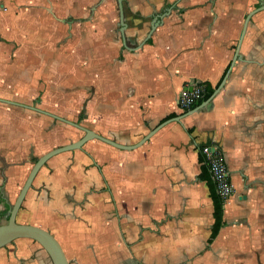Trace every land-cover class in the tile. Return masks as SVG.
Wrapping results in <instances>:
<instances>
[{"label": "crops", "instance_id": "crops-1", "mask_svg": "<svg viewBox=\"0 0 264 264\" xmlns=\"http://www.w3.org/2000/svg\"><path fill=\"white\" fill-rule=\"evenodd\" d=\"M263 4L122 0V35L117 0H0V94L10 96L0 98L125 146L167 121L136 148L93 139L49 158L17 217L53 215L55 225L30 223L70 264H264V9L231 66L245 17ZM227 72L211 107L179 108L191 84L216 89ZM68 125L0 101V219L33 159L84 134L70 140ZM203 145L222 152L235 187L214 238ZM17 240L0 264H52L37 242Z\"/></svg>", "mask_w": 264, "mask_h": 264}, {"label": "water", "instance_id": "water-1", "mask_svg": "<svg viewBox=\"0 0 264 264\" xmlns=\"http://www.w3.org/2000/svg\"><path fill=\"white\" fill-rule=\"evenodd\" d=\"M117 3H118V8H119V17H120V25H121L120 32L122 35H124L125 23L123 21L122 0H117ZM262 9H264V4L260 5L256 9L249 12L247 14V16L245 17L244 23L242 26V30H241V34H240V37L238 39V43H237L236 48H235V53H234V56L232 58L231 66L236 61V59L238 58L239 47H240L242 38L244 36V33L246 31V26H247V23H248L250 17L256 11H259ZM156 22L157 21H155V23ZM152 27H153L152 29H154V25ZM227 75H228V72L225 74L222 81L219 83V85L216 87V89H214V91L212 92V94L210 95V97L207 100L203 101L202 103H200L199 105H197L193 109L191 108L190 110H187V114L195 112L199 109H202L203 107H207V108L211 107L212 106L211 100L218 93L219 89L224 84V81H225ZM0 101L8 103V104H12V105L21 106V107H24L26 109H30L32 111L42 113V114L47 115L49 117H52L56 120H59V121H62L64 123H67L69 125H72V126L78 128L79 130L83 131V133H84L77 141L71 142L69 144H66V145H63L60 147H56V148L44 153L42 156H40L33 163L32 168L29 171L28 176H27L24 184L22 185L15 201L13 202L11 208L8 210L7 222L5 224H0V248L10 244L11 242L15 241L16 239L27 238V239H31V240L37 242L45 250V252L47 253L52 264H70L68 259L65 256V253H64L61 245L59 244L58 240L48 230L41 228L39 226H36V225L26 224V223H18L16 221L18 211L21 207V204L25 198V195H26L28 189L32 185V181H33L34 177L36 176L37 172L44 165V163L49 158H51L52 156L59 154L61 152L80 149L84 145V143H86L89 140H93V139H97L99 141H102L104 143H107V144L112 145V146L117 147V148H122V149L136 148V147L140 146L143 142H145L156 130H158L160 127H162L167 121L160 123L157 127H155L147 135H145L138 143L131 145V146H125V145L118 144L111 139L103 137L102 135L97 134L93 130L85 128V127L79 125L78 123L72 122V121L65 119L63 117H60L56 114L41 110L35 106L19 103V102L12 101V100L2 99V98H0ZM179 119H180V117L174 118V120H179Z\"/></svg>", "mask_w": 264, "mask_h": 264}, {"label": "built area", "instance_id": "built-area-1", "mask_svg": "<svg viewBox=\"0 0 264 264\" xmlns=\"http://www.w3.org/2000/svg\"><path fill=\"white\" fill-rule=\"evenodd\" d=\"M204 86L198 83L190 85V90L185 89L178 98L181 110H190L203 96ZM204 163L210 173V179L217 195L222 202H226L235 191L234 184L229 179L228 169L222 152L213 145H203L200 148Z\"/></svg>", "mask_w": 264, "mask_h": 264}, {"label": "rangeland", "instance_id": "rangeland-1", "mask_svg": "<svg viewBox=\"0 0 264 264\" xmlns=\"http://www.w3.org/2000/svg\"><path fill=\"white\" fill-rule=\"evenodd\" d=\"M1 96H3V98H10V96H8L7 94H0ZM36 112V111H35ZM39 113V112H38ZM42 114V113H41ZM44 115V114H43ZM47 116V115H46ZM48 117V116H47ZM60 117H63L65 119H68L72 122H77L75 120H73L72 118L70 117H64V116H60ZM52 118V117H51ZM54 119V118H53ZM59 121V120H58ZM62 122V121H61ZM67 124V123H66ZM67 128L70 129V133H72V135L70 136V140H75L76 138H79L82 134H83V131L79 130L78 128L72 126V125H68V126H65ZM63 153L65 152H61L59 154H56V155H62ZM55 156V155H54ZM53 157V156H52ZM12 206V205H11ZM26 210L24 211L23 214H21V216H18L16 217V221L18 223H26V224H31L30 222H40L42 224H44L45 226L48 224V222H50L51 220L53 221V218L54 216L52 217L51 214H47V213H42V212H39L36 209L33 210H29L28 208H25ZM35 220V221H34ZM7 222V220L5 219H0V224H5ZM49 225V224H48ZM47 225V226H48ZM50 225H55L53 224V222H50ZM22 241V240H21ZM15 243H20L19 240H17V242H11L10 244L8 245H15ZM7 246V245H6Z\"/></svg>", "mask_w": 264, "mask_h": 264}, {"label": "trees", "instance_id": "trees-1", "mask_svg": "<svg viewBox=\"0 0 264 264\" xmlns=\"http://www.w3.org/2000/svg\"><path fill=\"white\" fill-rule=\"evenodd\" d=\"M213 91H214V88H211L208 85L204 86V94H203L202 98L192 107V109L194 107H196L197 105H199L200 103H202L203 101L207 100ZM201 158L203 160V157H201ZM36 160L37 159L34 158L32 162L34 163ZM207 180H208L209 185H210L211 198H212L213 206H214L213 207L214 222H213L212 229H211V238H214L222 226L223 202L220 199V197L217 195L215 188H214V185L210 179V176L207 177ZM10 208H11V205H7L6 206V212H8V210Z\"/></svg>", "mask_w": 264, "mask_h": 264}]
</instances>
